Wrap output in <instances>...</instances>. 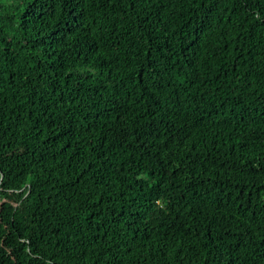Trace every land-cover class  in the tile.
<instances>
[{
	"label": "trees",
	"instance_id": "obj_1",
	"mask_svg": "<svg viewBox=\"0 0 264 264\" xmlns=\"http://www.w3.org/2000/svg\"><path fill=\"white\" fill-rule=\"evenodd\" d=\"M0 264H264V0H0Z\"/></svg>",
	"mask_w": 264,
	"mask_h": 264
}]
</instances>
